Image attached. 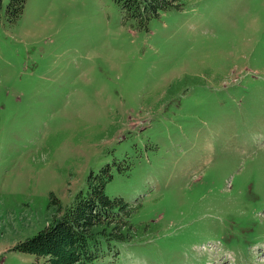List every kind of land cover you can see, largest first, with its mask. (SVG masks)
I'll use <instances>...</instances> for the list:
<instances>
[{"label":"rangeland","instance_id":"obj_1","mask_svg":"<svg viewBox=\"0 0 264 264\" xmlns=\"http://www.w3.org/2000/svg\"><path fill=\"white\" fill-rule=\"evenodd\" d=\"M0 9V264L91 170L144 241L92 264H264V0H182L147 27L115 0Z\"/></svg>","mask_w":264,"mask_h":264},{"label":"trees","instance_id":"obj_2","mask_svg":"<svg viewBox=\"0 0 264 264\" xmlns=\"http://www.w3.org/2000/svg\"><path fill=\"white\" fill-rule=\"evenodd\" d=\"M4 0H0V9ZM125 19L147 27L153 18L170 9L183 8L182 0H115ZM27 0H9L7 17L15 21L24 12ZM111 165L106 164L87 177V189L80 190L70 204L57 198L52 220L35 234L20 241L14 249L47 256L50 264H92L109 251L119 255L120 243L144 241L149 224L133 220L137 210L123 197L106 193L112 179ZM34 264V263H32Z\"/></svg>","mask_w":264,"mask_h":264}]
</instances>
